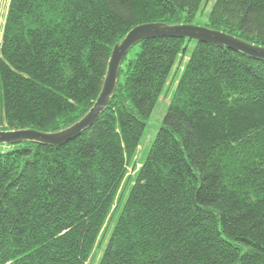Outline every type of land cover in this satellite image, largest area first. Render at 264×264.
<instances>
[{
	"label": "trees",
	"instance_id": "1",
	"mask_svg": "<svg viewBox=\"0 0 264 264\" xmlns=\"http://www.w3.org/2000/svg\"><path fill=\"white\" fill-rule=\"evenodd\" d=\"M203 1L9 0L0 130L75 123L115 44L140 24H193ZM204 26L264 47V0H215ZM99 244V264H264V60L188 38L143 40L92 126L59 146L0 144V264H86Z\"/></svg>",
	"mask_w": 264,
	"mask_h": 264
},
{
	"label": "water",
	"instance_id": "2",
	"mask_svg": "<svg viewBox=\"0 0 264 264\" xmlns=\"http://www.w3.org/2000/svg\"><path fill=\"white\" fill-rule=\"evenodd\" d=\"M158 37L188 38L213 43L241 52L255 59L264 60V47L244 42L225 32L194 24L165 25L145 23L133 27L120 43L114 45L108 60L106 75L101 91L88 112L70 126L56 132H41L34 129L0 130V144L23 141L59 146L78 136L92 126L107 107L114 92L119 67L128 50L136 43Z\"/></svg>",
	"mask_w": 264,
	"mask_h": 264
},
{
	"label": "rangeland",
	"instance_id": "3",
	"mask_svg": "<svg viewBox=\"0 0 264 264\" xmlns=\"http://www.w3.org/2000/svg\"><path fill=\"white\" fill-rule=\"evenodd\" d=\"M215 0H204L202 7L200 11L198 12V15L196 19L194 20L193 24L197 26H204L207 23L208 20V14L211 10V7L213 5ZM9 0H0V41H1V35L3 31L4 26V20L7 12ZM194 47L193 41L189 43V52L192 51ZM137 47H134L132 51L129 53V57H131L136 50ZM184 63H179L178 65L175 64L173 67V70L171 74L169 75L170 81L168 82V85H166L161 93L160 98L157 101V104L155 105V108L147 121L141 139L139 143V147L134 155V158L132 161L139 166V164L143 163L146 159V156L150 150V147L155 139L156 133L158 132V129L160 125L162 124L164 115L166 114V111L168 109L170 98L174 92V88L176 85V82L172 81V75H176V80L180 77L183 71ZM175 83V84H174ZM133 163V162H132ZM132 168L131 165L128 166V173L132 174ZM116 217L114 218V220ZM113 223V221H112ZM111 226V224H110ZM108 236V233H107ZM106 255V249L105 244H99L97 247H95V250L93 251V254L90 256L89 260L86 262V264H99V261L102 257Z\"/></svg>",
	"mask_w": 264,
	"mask_h": 264
}]
</instances>
